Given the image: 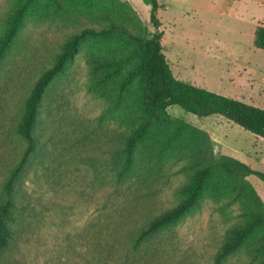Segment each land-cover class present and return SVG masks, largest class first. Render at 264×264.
I'll return each instance as SVG.
<instances>
[{
    "label": "rangeland",
    "instance_id": "374dc122",
    "mask_svg": "<svg viewBox=\"0 0 264 264\" xmlns=\"http://www.w3.org/2000/svg\"><path fill=\"white\" fill-rule=\"evenodd\" d=\"M16 1L0 0V30L2 17ZM102 1L89 2L92 11L81 6L78 17L83 21L84 16L110 11ZM125 1L149 25V5ZM158 5L162 45L175 78L264 109V49L253 44L255 28L264 24V0H158ZM45 12L44 0L30 5L0 60V179L24 149L14 133L24 95L78 25L58 10ZM106 51L117 55L116 67L134 57L132 45L120 35L85 36L47 88L40 110L43 150L31 159L20 181L13 222L16 239L4 264H87L89 225L119 208L116 201L104 205L110 190L106 177L121 162L114 153V134L123 127L116 113L117 92L98 88L87 63ZM166 111L174 124L182 120L206 132L216 156L231 155L264 173V139L220 115L198 117L176 105H168ZM183 147L180 141L173 142L167 162L152 169L154 187L160 188L157 205H170L178 196L174 188L185 178L180 170L184 160L177 161ZM246 181L264 202V183L254 175ZM220 204L209 196L201 208L163 230L158 238L165 245L161 241L159 248L169 249L163 254H172L178 263L211 264L225 229L241 211L239 203L225 208ZM155 247L149 245V252ZM252 258L245 244L223 264H253Z\"/></svg>",
    "mask_w": 264,
    "mask_h": 264
},
{
    "label": "trees",
    "instance_id": "16d2710c",
    "mask_svg": "<svg viewBox=\"0 0 264 264\" xmlns=\"http://www.w3.org/2000/svg\"><path fill=\"white\" fill-rule=\"evenodd\" d=\"M34 1L18 0L2 17L0 60L7 55ZM143 1L150 7L151 29L125 0H104L103 5L110 11L96 16L81 14L83 21L78 17L80 8L84 6L92 11L89 5L92 0H44L45 15L58 10L65 19L78 25L52 54L50 64L40 70L20 105L14 133L24 143V149L0 179V264H4L7 251L16 239L13 222L20 181L31 159L43 150L40 110L47 88L78 50L80 39L112 35H120L132 45L133 60L116 67L117 55L106 51L91 56L87 63L98 88L117 92L116 113L123 127L114 134L117 141L114 153L121 156V162L106 177L110 190L104 205L116 201L119 208L89 225L87 264H185L183 260L175 262L172 254H163L169 249L159 248L162 241L159 234L201 208L209 196L221 203L220 208L239 203L241 210L212 252L211 264H223L245 244L253 255L252 263L264 264V202L246 181V177L254 175L264 183V173L231 155L216 156L206 132L182 120L174 124L166 107L176 105L198 117L220 115L262 139L264 109L175 78L162 45L158 0ZM253 44L264 49V24L255 28ZM179 141L184 152L177 161L184 160L180 170L185 178L174 188L178 196L170 205H157L155 199L160 188L154 187L157 178L152 169L167 162L169 148ZM149 245L157 247L149 252ZM162 245H165L163 241Z\"/></svg>",
    "mask_w": 264,
    "mask_h": 264
}]
</instances>
